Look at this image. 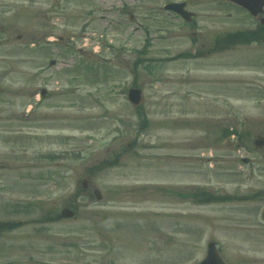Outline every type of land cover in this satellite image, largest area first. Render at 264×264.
<instances>
[{"label": "rangeland", "instance_id": "obj_1", "mask_svg": "<svg viewBox=\"0 0 264 264\" xmlns=\"http://www.w3.org/2000/svg\"><path fill=\"white\" fill-rule=\"evenodd\" d=\"M258 23L229 0H0V264H195L209 241L264 264V42L224 47Z\"/></svg>", "mask_w": 264, "mask_h": 264}, {"label": "water", "instance_id": "obj_2", "mask_svg": "<svg viewBox=\"0 0 264 264\" xmlns=\"http://www.w3.org/2000/svg\"><path fill=\"white\" fill-rule=\"evenodd\" d=\"M230 1L241 6L242 8L247 9L248 12L252 14L253 16L264 14V0H230ZM184 7H185L184 2H173V3L167 4L165 6V9L174 11L178 13L179 15H181L186 21H189L192 13L186 11ZM260 21L264 25V17H262ZM0 30H1V26H0ZM54 63L55 61L53 60L50 62L51 65ZM45 93H46V90L43 89L41 91V94L44 96ZM127 97L130 103L135 107L140 106L141 103L143 102L142 92L139 88H135V87L130 88L128 90ZM254 143L257 146H261V145H264V140L256 139ZM81 184L84 188L88 187L87 180H83ZM94 195L97 200L101 199V194L98 190H94ZM73 215H74V212L72 210L68 208H63L60 211L59 216L60 218H71L73 217ZM197 264H225V263H223V261L219 257L215 243L211 241L207 245V253H206L205 258Z\"/></svg>", "mask_w": 264, "mask_h": 264}, {"label": "trees", "instance_id": "obj_3", "mask_svg": "<svg viewBox=\"0 0 264 264\" xmlns=\"http://www.w3.org/2000/svg\"><path fill=\"white\" fill-rule=\"evenodd\" d=\"M224 47L227 49L230 46L237 45V44H251V43H262L264 42V27L259 25L255 30H236L226 32L224 34ZM229 134H231L229 132ZM203 196V201H219L224 200V196H214L207 192L201 193ZM11 228L10 223H2L0 222V232L9 230Z\"/></svg>", "mask_w": 264, "mask_h": 264}]
</instances>
